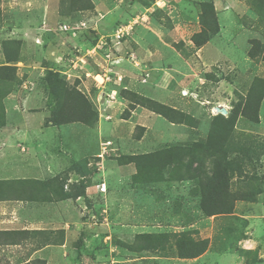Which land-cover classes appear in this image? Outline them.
I'll return each instance as SVG.
<instances>
[{
	"label": "rangeland",
	"instance_id": "obj_1",
	"mask_svg": "<svg viewBox=\"0 0 264 264\" xmlns=\"http://www.w3.org/2000/svg\"><path fill=\"white\" fill-rule=\"evenodd\" d=\"M1 133L74 235L0 264H264V0H0Z\"/></svg>",
	"mask_w": 264,
	"mask_h": 264
},
{
	"label": "crops",
	"instance_id": "obj_2",
	"mask_svg": "<svg viewBox=\"0 0 264 264\" xmlns=\"http://www.w3.org/2000/svg\"><path fill=\"white\" fill-rule=\"evenodd\" d=\"M20 4L23 5L22 2ZM29 5L33 6V3H29ZM4 141L7 142L4 143ZM15 141H17L15 136H7L5 138L4 134H0V182L27 180L34 173L40 174L45 179L44 175L41 174L43 168L39 163V158L31 156L29 157V161L25 162L21 161V157L10 158V155L13 156L17 153L21 156L23 153L34 152L35 150L41 152V149L38 148L41 147V144L31 145L28 148L22 147L21 149L22 145L19 147ZM5 151L6 155L2 154ZM61 202L63 203L64 201L57 199L51 201L50 215H47V213L44 214L39 209L49 204L43 205L39 199L0 198V236L5 234L7 236H14L16 232L20 231L51 232L50 234L53 235L63 231L65 238L62 244L57 245L56 243L49 242L35 251H48L51 253L64 251L66 248H69L70 236H73L74 233L70 231V227L65 222L64 215L60 212V209L64 211V205L59 204ZM16 245L13 242L6 245L0 243L1 248H14Z\"/></svg>",
	"mask_w": 264,
	"mask_h": 264
},
{
	"label": "trees",
	"instance_id": "obj_3",
	"mask_svg": "<svg viewBox=\"0 0 264 264\" xmlns=\"http://www.w3.org/2000/svg\"><path fill=\"white\" fill-rule=\"evenodd\" d=\"M50 74L53 75V73H50ZM16 234H18V235H27V234H31V233H29V231H20V232H16ZM5 235H6V234H5ZM15 244H17V243H15ZM19 244H20V243H19ZM19 244H17V245H19ZM3 245H6V243L3 244Z\"/></svg>",
	"mask_w": 264,
	"mask_h": 264
}]
</instances>
